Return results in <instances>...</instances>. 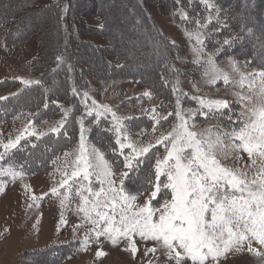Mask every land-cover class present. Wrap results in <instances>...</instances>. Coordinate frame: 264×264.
<instances>
[{"label":"rangeland","instance_id":"1","mask_svg":"<svg viewBox=\"0 0 264 264\" xmlns=\"http://www.w3.org/2000/svg\"><path fill=\"white\" fill-rule=\"evenodd\" d=\"M111 1L102 0L103 7H112V10H110L112 16L108 17V20H110L108 31L110 30L115 35L125 53L133 49H137V51L147 49L149 60L154 61L155 53L162 51L163 45L158 41L155 43L145 41V38L149 39V33H144V29H138L137 31L140 32L134 33L135 26L138 24L134 22V18V20H131V15L127 12L128 9H125V1L113 0V3ZM213 1L209 0L214 5L211 9L206 7L203 0L202 5L198 6V8H203V5L206 7L205 20L199 21V24L197 21L186 22L188 18H185V12H181V15H179L175 9L172 11L163 10L157 14L156 19L154 17L157 27L163 31L168 41L175 45V48L171 46L174 54L167 57L166 72L164 73L166 87L162 80L158 79L159 70H151V73L149 72L145 77V81L148 82L152 77L156 84L153 85V88L156 87L155 93L149 90L148 86L125 79L100 80L90 76L86 85L78 86L76 93L84 113L76 118V121H78L77 129L79 130L76 136H73V134L68 136V130L65 131V127L70 131L69 114L71 113V107L69 106L56 104L59 109L58 116L52 119L39 120L34 111H28L24 115L16 114L14 111L16 109L13 108L20 106L22 101L27 100L26 103L30 102L29 95L23 96L22 99L14 97L19 91L28 86L23 84L20 78L38 81L37 76L30 69V61L37 51L38 40L35 35H30L28 39L21 43L7 46L0 37V97H6V99L0 100V112L3 113V115H0V152L4 151L2 144L7 143L9 140L14 141L26 125H29V122H31V126L28 128L29 132L34 128L37 134L46 133V135L39 136V138L51 136V134L57 136L60 138V142L57 143L62 144L60 148L63 150L58 155L52 156L46 168L36 174H24L22 178L15 180L8 176H0V181H3V187L0 189V264H173L164 254L162 248H157L154 253L147 252V249L155 246V242L141 240L138 236L135 237L138 249L135 256L130 251L125 250L127 248L126 241L121 240L118 244L113 245L103 236L98 239L95 238L94 234L90 236L85 250L80 242L93 226L85 222L83 213L78 211L81 202L79 196L72 192L62 207L61 199L65 189L60 190V195H53L50 189L59 185L65 165L70 164L75 159L80 140L81 117L84 120V127L88 129L85 133L86 144L94 145L103 152V147L107 150L112 139L114 147L111 148L110 146L109 149H112L110 154L118 167L116 174L119 175L120 172L125 171L123 156L119 154V151H113V149H118L119 146L116 144V133L111 113H105L99 118L98 122L95 112L91 116L87 114V110L93 107V100L96 105H108L119 117L131 118L123 120L122 123L133 143L138 146L149 143L154 145L149 154L142 158L144 163L140 167L139 174H130V178L125 180V184L131 186L133 191L128 190L126 185L124 186L132 194H136L137 191L144 192L145 176L153 170L157 155L159 158H163L165 155L164 145L156 144L155 141L161 135L169 132L175 123H178L174 114L169 115V113H174L176 110L177 97L180 99L181 109L186 118L190 115L189 110L196 112L190 123L195 125L194 130L197 132L208 128L213 129L214 132L217 130L231 132L233 128L241 126L240 114L244 110V105L240 102L237 94L253 96L255 99V93L247 87V84L251 81L246 80L245 87L240 86V73L264 69L252 64L240 53L233 51L234 46L223 45L224 39L238 37L237 31L228 33L230 34L229 37L218 39L220 35L227 34V19L220 18L219 9ZM255 1L257 2L253 3L254 0H240L242 6L241 10L239 8L236 13V19L243 32L252 33L247 38L244 49L264 51V0ZM3 2H5L4 8L6 6L8 8L5 18H17L20 14H24L26 6L17 9L18 0H3ZM230 2L232 3L234 0L227 1L226 4L229 6ZM217 6L223 12L226 11L223 3ZM131 7L133 6H129L130 9H132ZM213 9V12L210 11ZM209 16L213 17L210 22L207 19ZM176 17L181 22H176ZM28 20L30 27H38L41 30L45 28L44 35L56 36L54 32L51 34L56 18L42 19L39 16L29 15ZM88 21L95 24L99 23L98 20L93 19ZM218 24L222 26L221 30L217 29ZM29 25H26V27ZM200 25H206V27ZM197 31L202 34L204 40L203 52L199 53V63L194 62L198 55L193 50L198 47L195 36L190 39L187 35L189 32L196 33ZM118 33L123 38L119 37ZM92 38L96 43H103L104 41L99 36ZM236 42L237 39L235 44ZM148 43L151 44L152 48ZM221 48L222 51L218 52L217 49ZM96 55L98 56V54H93V56ZM209 56H212L218 68L229 74L230 83L225 84L222 79L216 80L215 83H209L212 74L209 72V75H205L208 70L207 60ZM254 56L256 58L260 57L256 53H254ZM231 60L238 62L239 72L233 70ZM110 61L116 63L115 57L110 56ZM155 64L154 61L153 64L149 63L147 66L153 68ZM53 76L56 78L57 75L54 74ZM59 81L60 83L53 84L52 88H57L61 93H67L65 79L60 76ZM49 83H52L51 79ZM255 87L258 90V78L255 81ZM174 88L177 90L174 91ZM166 89L172 90L168 98L162 100L160 95L162 90ZM85 92L88 93L87 98L84 97ZM146 92L150 93V96H145L144 93ZM194 97L226 100L229 102V108L204 116L200 114V104L198 99H194ZM169 99L171 101L167 103ZM164 104L170 107L166 112L163 110L166 108ZM153 107L156 109L157 119L160 120L159 124L152 119L153 113L151 110ZM65 110L68 111L67 117L64 114ZM99 110L102 111V109ZM11 111H13L12 114ZM204 111H207V109H204ZM36 112L38 113V111ZM160 117H167V119H160ZM101 119L106 121L107 131H110L109 133L112 135L106 133L105 129L99 128L98 123ZM61 120H64V124L60 127L59 132H51L50 129L56 127ZM92 120L95 121L91 122ZM93 123L95 124L93 125ZM154 125L155 131L153 130ZM31 137L38 138V136H31L28 135V132H25L23 139H30ZM62 139L68 142L61 141ZM224 139L225 143H228V138L225 137ZM44 147L45 149L41 146L34 151V155L38 156L35 157L36 161L41 160L46 152L48 154L54 150V147L58 149L59 145L56 146L54 142H47ZM13 149L9 151V154ZM129 151L130 149H125V155ZM65 153L71 155L66 157ZM103 153L105 154V152ZM226 153L227 158H224ZM217 155L222 164L247 171L249 176L260 166V161L257 160V165L253 167L252 160L243 151H233L231 148H227L219 151ZM8 156L5 161H0V163L6 165ZM105 158L108 160L106 154ZM67 170L70 172L71 168L69 167ZM140 174H142L141 177H134L135 179H133V176H139ZM117 183H119L118 180ZM33 196L39 199L34 200ZM144 199L145 196L140 195L137 202H143ZM253 247L264 252V247L259 246L256 242H253ZM98 250L103 251L106 255L97 257L96 252ZM38 251H42V253L38 254ZM188 264H191V262L189 261ZM221 264H264V256H256L245 251L235 255L229 254L226 259L221 260Z\"/></svg>","mask_w":264,"mask_h":264},{"label":"snow or ice","instance_id":"2","mask_svg":"<svg viewBox=\"0 0 264 264\" xmlns=\"http://www.w3.org/2000/svg\"><path fill=\"white\" fill-rule=\"evenodd\" d=\"M203 3L207 8L214 7L209 0H203ZM184 16L187 18L186 13ZM207 19L210 22L213 17ZM187 35L190 39L195 36L198 47L193 50L198 55L194 62L199 63V53L204 49L202 34L197 31ZM235 39H224L223 45L231 46ZM217 51H222V48ZM230 62L233 70L239 72L238 62ZM207 64L205 75H209V72L212 74L209 83L220 79L225 84L231 82L229 74L218 68L212 56L208 57ZM257 78L258 90L255 87ZM20 79L26 86L39 83ZM246 80L251 81L247 87L255 93V99L253 96L237 94L244 110L240 114L241 126L233 128L231 132H214L211 128L195 131V125L190 121L196 112L189 110L190 115L186 118L177 97L176 110L169 115L174 114L178 123L155 141L156 144L164 145L165 155L163 158L157 155L153 170L145 176L144 192L137 191L136 194L126 190L125 180L130 178V174H139L144 163L142 158L149 154L154 145L149 143L138 146L133 143L122 123L131 118L119 117L108 105H96L93 100V107L87 110V114L91 116L95 112L98 122L105 113H111L116 144L119 146L113 151H119L123 156L125 171L117 175L105 154L94 145L86 144L85 133L88 129L84 127L81 117L80 140L75 159L65 165L59 185L50 189L53 195H60V190L65 189L61 199L62 207L72 192L79 196L81 202L78 211L83 213L85 222L93 226L80 242L85 250L90 236L94 234L95 238L103 236L113 245L121 240L126 241L125 250L133 256L138 251L135 237L154 241L155 246L147 249V252L154 253L157 248H162L173 264H188L189 261L191 264H221V260L229 254L245 251L264 256V252L253 247V242L264 247V70L241 72V87H245ZM144 95L150 96V93ZM87 96L85 92L84 97ZM3 99L6 97H0V100ZM194 99H198L200 114L204 116L229 108L226 100L203 97ZM151 111L152 119L159 124L155 107ZM64 114L67 117L68 111L65 110ZM160 119L166 120L167 117ZM63 124L64 120H61L50 131L58 133ZM29 126L31 122L14 141L2 144L4 151L0 152V161H5L9 151L16 148L25 132L38 138L46 135L37 134L34 128L29 132ZM225 137L228 143H225ZM227 148L246 152L252 160V166L257 165V160L260 166L249 176L247 171L222 164L217 153ZM125 149H130L127 155ZM69 155L65 153L66 157ZM224 158H227V153ZM69 167L70 172L67 170ZM23 175V166L16 165L14 160L9 159L6 165L0 163V176L15 180ZM2 187L3 181H0V189ZM140 195H144L145 199L138 203ZM32 198L39 199L35 196ZM61 219L63 221V217ZM96 255L100 257L106 253L98 250Z\"/></svg>","mask_w":264,"mask_h":264},{"label":"trees","instance_id":"3","mask_svg":"<svg viewBox=\"0 0 264 264\" xmlns=\"http://www.w3.org/2000/svg\"><path fill=\"white\" fill-rule=\"evenodd\" d=\"M123 1L126 3L125 9L129 10H127V12L131 15V20L135 19L134 22L140 25V27H138V25L135 26L136 29L134 33L140 32L137 31L138 29H144V33H149V39L145 38V41L147 40V42L150 43L158 41L163 45L162 51L155 53L154 61L156 64L153 68L147 66L149 63H154L152 59L151 61L149 60L150 58H148L149 56L147 55L149 52L147 49H139V51L133 49L125 53L115 35L110 30L108 31V25H110L108 17L112 16L110 15L112 13L110 12L112 7H103L102 0H18L17 9L24 6H26V9L24 10V14H20L17 18H5L8 8L7 6L4 8L5 2L0 0V37L4 44L8 46L19 42L21 43L28 39L30 35H35L38 40L37 51L30 61V69L32 73L37 76L39 83L28 85L14 96L16 99H22L25 95L30 96L29 103H26L27 100L22 101L20 102V106L13 108L16 109L14 111L17 115H24V113L28 111H34L39 120L52 119L58 116L59 109L56 104L69 106L71 107V113L69 114L70 131L66 127L65 131L68 130V136L71 134L76 136L79 131L77 129L78 121H76V118L84 113V109L77 97L76 88L86 85L88 77L91 76L100 80H130L133 81V83L135 82L148 86V89L155 93L156 87L154 86L155 88H153V85L156 84L152 80V77L149 82L145 81V77L151 70H159L158 79H161L166 87L164 73L166 72L167 57L170 54H174L172 49L175 48V45L170 43L163 31L157 27V24L154 22V17L156 19L157 14L163 10L172 11L175 9L179 15H181V12L188 14L186 22L204 21L206 7L203 5V8H198V6L202 5V0ZM227 1L231 0L213 1L215 6L219 9L220 18L227 19V34L220 35L218 39L229 37L230 34L228 33L237 31V42L235 44V39L231 45L232 47L234 46L233 51L240 53L248 59L249 62L264 69V51L253 49L249 51L248 49H244L245 43L248 40L247 38H249L252 33L248 31L243 32L236 19V13L239 8V10H241L242 6L240 0H234L232 3L230 2L229 6L226 4ZM111 2L113 3V0ZM255 2L257 1L254 0L253 3ZM222 3L225 5L226 11L224 12L217 6ZM131 5L133 6L131 7L132 9L129 8ZM210 11L213 12L214 9ZM29 15L35 17L39 16L42 19H44L45 16L48 19L52 17L53 19L56 18L54 29L53 31L51 30V34L52 32L55 33L56 36L53 35L55 38L52 35H44L43 33L46 31L45 28L41 30L38 27H30L31 25L28 24ZM43 15L44 17H42ZM89 19L98 20L99 23H90L88 21ZM175 21L178 23L181 22L178 17L175 18ZM26 25L29 26L26 27ZM221 28L222 26L218 24L217 29L221 30ZM118 35L121 37L120 33H118ZM95 36H99L104 40L103 43L94 42L92 37ZM150 48H152V46ZM254 53L260 57L256 58ZM93 54H98V56L96 55L98 58L93 56ZM110 56L115 57L116 63L110 61ZM54 74L57 75L56 78H54ZM60 76L65 79L68 90L67 93H61L57 88H52L53 84L60 83ZM151 76H153V74H151ZM50 79L52 80L51 84L49 83ZM171 90L172 89L162 90L160 95L161 99H167ZM170 101L169 99L167 103ZM33 103L35 104L32 105ZM42 105L43 107H41ZM45 105H47V107H45ZM164 106H166V104H164ZM167 109H170V107L166 106L163 110L166 112ZM36 111H38V113ZM12 113L13 111H11V114ZM0 115H3V113L0 112ZM94 121L95 120H92L91 122ZM87 124H89V122H87ZM94 124L95 123H93V125ZM98 126L103 130L105 129V132L109 135H112L109 133L110 131H107L105 120L101 119ZM61 141L68 142L64 139ZM47 142H54L56 146L59 145V148L56 149L54 147V150L48 154L46 152V155L41 160L36 161L35 157L38 156L34 155V151L41 146L45 149L44 145ZM57 142H60V138L53 134L44 138L31 137L30 139H23L19 145L11 151L7 161L11 159L14 160L16 165H22L24 174H36L46 168L52 156H56L63 151L60 148L62 144H58ZM110 146L111 148L114 147L112 139L110 140ZM109 147H107V150L103 147L102 150L107 155L109 162L111 161L114 169L113 171L116 173L118 172V167L110 154L112 149L110 150ZM17 170L19 171L20 168L17 167ZM134 177L141 176H133V179H135ZM126 187L128 190H132L131 186L126 185ZM39 253L41 254L42 251H38V254Z\"/></svg>","mask_w":264,"mask_h":264},{"label":"bare ground","instance_id":"4","mask_svg":"<svg viewBox=\"0 0 264 264\" xmlns=\"http://www.w3.org/2000/svg\"><path fill=\"white\" fill-rule=\"evenodd\" d=\"M47 16H48V15H47ZM42 17H44V15H43ZM45 18H47V17L45 16L44 19H45ZM47 19H48V18H47ZM52 36H53V35H52ZM137 63H138V61H137ZM140 176H142V175L140 174Z\"/></svg>","mask_w":264,"mask_h":264}]
</instances>
